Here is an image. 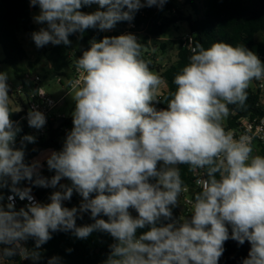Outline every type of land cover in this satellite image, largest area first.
Returning a JSON list of instances; mask_svg holds the SVG:
<instances>
[{
  "label": "clouds",
  "instance_id": "clouds-1",
  "mask_svg": "<svg viewBox=\"0 0 264 264\" xmlns=\"http://www.w3.org/2000/svg\"><path fill=\"white\" fill-rule=\"evenodd\" d=\"M29 3L40 9L34 21L47 25L31 34L42 48L69 45L71 34L89 28L111 30L117 22L132 21L143 7L162 9L167 0ZM92 4L107 10H80ZM141 48L134 34L106 36L90 41L76 59L83 75L72 95L73 127L62 150L45 157L48 169L55 170L50 180L40 175L39 160L25 162V142L34 143L33 135H24L16 147L22 129L11 119L9 75L0 72V189L13 194L6 205L0 203V245L5 246L0 260L17 254L39 259L37 251L22 245L29 238L39 249L55 232L71 231L83 240L101 231L115 241L104 264H218L229 239L250 243L242 264H264V156L253 155L248 135L237 139L223 124L228 105L243 106L250 83L264 78V62L243 45L217 41L205 48L197 43L189 63L174 77L176 89L167 108L158 110L153 102L162 79L141 58ZM27 123L41 129L46 116L30 109ZM179 165L203 169L207 177L197 180L202 190L195 195L190 219L183 220L173 219L172 213L188 191ZM62 178L71 186L59 184ZM24 180L39 187L59 184L61 191L51 194L50 203H40L31 187H18ZM73 191L83 198L79 209L63 206ZM16 197L29 203L17 211ZM130 208L138 215L133 217ZM88 211L94 223L77 226L78 212ZM101 215L108 219H98Z\"/></svg>",
  "mask_w": 264,
  "mask_h": 264
},
{
  "label": "trees",
  "instance_id": "trees-1",
  "mask_svg": "<svg viewBox=\"0 0 264 264\" xmlns=\"http://www.w3.org/2000/svg\"><path fill=\"white\" fill-rule=\"evenodd\" d=\"M175 0H167V3L162 9L153 6L146 7L141 12L134 13L132 21H120L108 33H104L98 28L86 29L83 33H74L69 36L71 43L69 45H56L51 48H44L42 55L45 60L51 65V69L60 76L68 77L66 69L69 66V61L66 58V53L71 49L72 43L77 41L79 44L78 51L75 52L79 58L83 51L90 48V41L102 40L104 37L118 36L122 34H134L139 43L142 45L141 58L148 62L147 54L143 53L151 46L149 42L157 43L161 41L165 31L176 25L179 22H185L188 26V33L192 36L193 47L200 43L205 48L209 47L213 42L223 41L225 43L243 45L245 48L253 51L258 55L260 60L264 62V0H182V4L190 8V14L185 16L182 10L175 5ZM38 7H31L29 0H0V48L3 53L2 64L9 66L14 72L18 83L22 82L23 74L34 72V65L40 58L37 57L34 63H31L24 51L19 38V33L31 37L34 32V26L31 19V12ZM126 6L122 9L125 11ZM81 11L92 13L88 6H83ZM105 8H100V11H106ZM133 25L134 28H129ZM180 39L173 43L177 45L176 60L171 65L165 68H155V71L164 83V87L159 89L163 95V103L167 106V102L171 99L170 93L174 92L176 85L173 83L174 77L189 63V56L192 54L190 50L182 49L179 46ZM155 46V44H154ZM161 52L165 51V44L158 46ZM25 87V86H24ZM30 87V85H29ZM32 88V87H30ZM25 87V93H26ZM247 99L243 106L228 105L230 113L225 118V130L234 129L237 127V121L241 117L251 115H261L264 112V106L259 103V96L255 89L249 88L246 90ZM17 105L23 107V101ZM10 107V106H9ZM11 109V108H10ZM11 114L13 121L19 120L24 112H14ZM72 123V116L65 118L63 124ZM58 129H53L52 126L48 131L46 139L34 144V147L25 154V162L31 163L41 152L46 150L60 151L63 146L56 141ZM257 155L264 156V148L260 149ZM181 178L184 184L190 189L191 199L195 200V195L201 190L195 186L196 172L202 173L206 179L203 169H190L188 165H179ZM49 172H51L49 174ZM55 175V170H49L46 174L49 178ZM69 186V185H68ZM18 187H31V193L37 198H45L49 194V189H42L39 186L33 185L31 182L21 181ZM4 200L0 201L6 205V197L12 194L8 188L0 189ZM93 197L95 193L92 194ZM82 197L73 191L70 200H66L63 206L71 209L76 207L79 209L82 202ZM133 217L138 214L134 209H129ZM173 219H180V210L178 207L172 208ZM107 220L106 216L97 217ZM169 221H164L167 223ZM94 223L91 218L90 211L78 212L76 218L77 226H84ZM145 229H138L137 235L142 234ZM231 234V228L229 227ZM115 241L110 234L101 231L93 232L87 239L76 238L71 231L52 233V239L42 245L40 249H36L35 240L29 238L25 241V246L28 250H35L39 253V259L33 260L22 259L19 254L11 257V260L3 259L6 263L21 264H48V261L53 257H58L56 264H104L110 254V245ZM5 247L0 245V248ZM225 251L220 258L218 264H242L243 259L248 257L251 245L245 241L240 245L237 241L229 239L224 244ZM68 249H72L68 252Z\"/></svg>",
  "mask_w": 264,
  "mask_h": 264
},
{
  "label": "built area",
  "instance_id": "built-area-1",
  "mask_svg": "<svg viewBox=\"0 0 264 264\" xmlns=\"http://www.w3.org/2000/svg\"><path fill=\"white\" fill-rule=\"evenodd\" d=\"M141 2L144 3V0H141ZM90 6H88V9ZM92 6L95 7L96 11L100 10V6L98 4H92ZM145 8L146 7L141 8L140 10H138V12H141ZM125 11H127V9ZM92 12H95V11H92ZM128 27L134 28L133 25H129ZM109 31L110 30H104L103 32L108 33ZM179 39H180V42H179L180 48L191 51V48L193 47L192 36L189 33H187ZM53 46H56V45H52L51 43H49L45 47L51 48ZM66 58L69 61V63L71 62V68H70L68 77L65 78L63 76L58 75L59 77L57 79V82L60 85H62L63 83L62 80L64 79L67 82L66 86L69 90L77 89L80 86L79 82L82 80V75H83L82 72L78 71L75 66V61L76 59H78V57L76 56L75 52L72 53L71 49H69L66 53ZM70 81L71 83H69ZM38 82H39L38 76H34L30 72H27L23 74L22 82L18 83L17 87H15L14 89L10 87V93H9L10 97L15 96L17 97V99H21L23 101V107L21 111L24 112V115L19 120H17V122H19V126L21 127L22 131L18 133L17 135L16 147L20 146V140L24 135H33L36 138L34 143H30L33 145L38 143L41 140L46 139L48 135V131L51 128V126L53 129H58V133H57L58 135H57L56 141L60 142L63 146L67 134L71 131L73 127V123H70L67 125H64L62 123L61 125L55 128V123L58 119H63V122H64L65 118L67 117L57 112V106L59 104V101H54L53 99L47 97L43 92H40L38 87H36L35 89L29 87L30 84H37ZM24 86L26 87V91H27L26 93H25ZM253 86L255 87V90L258 93L260 105L264 106V78L260 80H253ZM162 98H163V95L158 90V94H157L158 101L153 102L154 106L158 110L167 108V106L164 105ZM33 108L43 112L46 116V124L41 129L32 128L27 123V113L30 109H33ZM229 130L233 132L234 137L237 139L241 135H248L251 138L252 147L254 149L253 155H257L260 152V149L264 148V112H262L261 115H256V116L251 115V116H245V117L239 118L237 121V127L234 129H229ZM59 138H63L64 140L60 141ZM46 179L50 180L51 177L50 178L46 177ZM200 179H204V178H203L202 173H200L199 171V172H196V179L194 181V184L196 187L202 190L201 185L197 184V180H200ZM41 188L43 190L49 189V188L52 189L51 186L41 187ZM10 195H13V194H9L8 196ZM31 195L35 198V201L40 202V203H45V204L47 203V199H46L47 197L41 199V198H37L32 193ZM7 197H6V204L8 202ZM28 203L29 201L27 200L22 201L19 199V197H16L15 198V209L18 211L20 208L25 207ZM193 203L194 202L190 196V189L188 188L187 192L181 193L179 202L177 206H175L179 208L180 215H181L180 218H182V220L184 218L190 219ZM22 245L26 248L25 242H22Z\"/></svg>",
  "mask_w": 264,
  "mask_h": 264
},
{
  "label": "rangeland",
  "instance_id": "rangeland-1",
  "mask_svg": "<svg viewBox=\"0 0 264 264\" xmlns=\"http://www.w3.org/2000/svg\"><path fill=\"white\" fill-rule=\"evenodd\" d=\"M174 2H175V5L182 10L185 16L190 14V8L182 4V0H175ZM89 9L92 11H96L95 7L92 5L89 7ZM39 12H40L39 6L37 7L36 10H33L31 12V19H32V23L34 26V32L39 31L41 27H45V28L47 27L46 24H38L34 21L33 19L34 16L38 15ZM187 33H188L187 23L179 22L176 25L169 27L165 31V33L161 37L162 40L160 42H157V43L149 42L148 44L151 46V48L143 51V53L147 54L148 62L150 61L149 66L152 69L165 68L171 65L172 63H174L176 60L177 45L174 44L173 42L178 40L179 38H181L183 35ZM18 38L31 63H34L37 57L40 58V61H38L34 65L35 71L34 72L30 71L32 75L38 76L39 78V82L37 83L39 90L43 91V93L47 97L53 99L54 101H59V104L57 106L58 113H60L61 115H64L65 117L72 116V112L75 106L74 101L72 99V95H74L75 89L69 90L66 86L67 82L64 79L62 80L63 81L62 85H60L57 82V79L59 77L58 74L55 73L51 69V65L45 60L44 56L42 55V50L44 48L46 49V47L44 46L42 48H37L32 38L25 35L22 32L18 34ZM96 41L99 42L98 40ZM162 43L165 44L166 46L164 52H161L158 48V46ZM78 49H79V44L77 41H74L71 46L72 53L78 51ZM2 60H3V53L0 48V72L8 73L9 75L8 83L10 87L14 89L18 85L14 72L9 66L2 64ZM69 65H71V62L69 63ZM66 72L69 74V70H67ZM153 72L155 73V71ZM163 87H164V83H162L159 86V89ZM249 88L255 89V87L253 86V81L250 83ZM10 99H11V102L15 105L20 103L17 101L18 99L15 96L10 97ZM224 122L225 120L223 121V124ZM59 140L63 141L64 139L59 138ZM31 146H32L31 144L26 142V146L24 150H26L27 147H31ZM51 152H52L51 150L43 151L35 159V160H39L42 165V167L40 168V175L42 177L43 176L46 177V174L49 171L47 167V163L45 161L46 160L45 157ZM60 182L61 184L71 186V181L68 180L67 178H62ZM58 186L59 185H57L56 188H52L50 190L46 198L47 203H50V196L54 191H61V189L59 190ZM0 264H21V262L6 263L4 262V260H0Z\"/></svg>",
  "mask_w": 264,
  "mask_h": 264
},
{
  "label": "crops",
  "instance_id": "crops-1",
  "mask_svg": "<svg viewBox=\"0 0 264 264\" xmlns=\"http://www.w3.org/2000/svg\"><path fill=\"white\" fill-rule=\"evenodd\" d=\"M161 40H162V39H161ZM70 68H71V65L68 66V68L66 69V71H67V70L70 71ZM65 78H66V77H65ZM36 85H37V84H30V87H32L33 89H35L36 87H38V85H37V86H36ZM40 92H43V91L40 90ZM9 106H10L11 110L14 111V112H16V111L19 110V109H20V111H21V109H22V107H21L20 105H17V104L15 105V104H13V103L11 102V99H10V105H9ZM20 111H18V112H20ZM27 143H28V142H27ZM29 144H30V143H29ZM25 145H26V142H25ZM31 145H32L31 147H27V149L25 150V154H26L30 149H32V148L34 147L33 144H31ZM19 147H20V146H19ZM36 158H37V157H36ZM36 158H35V159H36ZM35 159H34V160H35ZM45 161H46V160H45ZM45 161H44V162H45ZM44 162H43V163H44ZM43 163H42V164H43ZM50 173H51V172H49V174H50ZM46 177H48V176H46ZM46 177L43 176V178H46ZM60 184H61V182H60ZM58 188H59V190H60V187H59V186H58ZM180 219H182V218H180Z\"/></svg>",
  "mask_w": 264,
  "mask_h": 264
},
{
  "label": "water",
  "instance_id": "water-1",
  "mask_svg": "<svg viewBox=\"0 0 264 264\" xmlns=\"http://www.w3.org/2000/svg\"><path fill=\"white\" fill-rule=\"evenodd\" d=\"M63 123V119H58L55 123V128Z\"/></svg>",
  "mask_w": 264,
  "mask_h": 264
}]
</instances>
